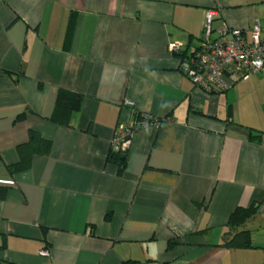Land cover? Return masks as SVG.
Instances as JSON below:
<instances>
[{
  "label": "crops",
  "instance_id": "0c3cea01",
  "mask_svg": "<svg viewBox=\"0 0 264 264\" xmlns=\"http://www.w3.org/2000/svg\"><path fill=\"white\" fill-rule=\"evenodd\" d=\"M211 9L214 29L264 24V0H0V264H264V74L206 92L183 72ZM60 90L83 96L67 127ZM30 130L52 150L12 173ZM252 203V247H222Z\"/></svg>",
  "mask_w": 264,
  "mask_h": 264
},
{
  "label": "built area",
  "instance_id": "2783aa9c",
  "mask_svg": "<svg viewBox=\"0 0 264 264\" xmlns=\"http://www.w3.org/2000/svg\"><path fill=\"white\" fill-rule=\"evenodd\" d=\"M218 14L214 9L207 11L199 47L188 54L183 68L192 84L206 92L226 91L254 73L264 74V24L255 22L248 33L226 22L214 29ZM171 49L181 52V44L173 43ZM140 124L158 127L159 121L149 118ZM134 135L135 128L121 124L114 132L111 150L128 151ZM40 254L49 257L50 251L44 248Z\"/></svg>",
  "mask_w": 264,
  "mask_h": 264
},
{
  "label": "trees",
  "instance_id": "16d2710c",
  "mask_svg": "<svg viewBox=\"0 0 264 264\" xmlns=\"http://www.w3.org/2000/svg\"><path fill=\"white\" fill-rule=\"evenodd\" d=\"M199 47V46H198ZM182 54L183 51L181 50ZM180 54V52H178ZM184 56V55H183ZM182 56V57H183ZM83 103V96L80 93L70 90H60L51 121L61 125L70 126L73 115L80 111ZM136 122L140 123L149 119L140 112L135 113ZM132 126L131 128H134ZM259 140L260 136H252ZM53 147L52 140L45 138L36 130L29 131V138L26 142L17 146L19 160L15 164L8 165L10 172H21L28 170L35 156L49 155ZM126 152H114L108 154V161L118 166V173L123 174L127 163ZM1 159V156H0ZM7 188L0 186V199L5 198ZM259 204L252 203L248 207H237L230 215L227 222V230L223 235L221 246L233 249H245L252 247V234L246 224L259 212Z\"/></svg>",
  "mask_w": 264,
  "mask_h": 264
}]
</instances>
